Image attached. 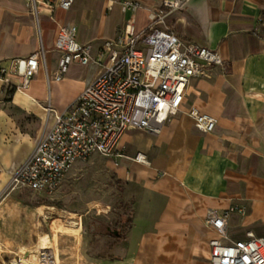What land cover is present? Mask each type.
Here are the masks:
<instances>
[{
    "label": "crops",
    "instance_id": "0c3cea01",
    "mask_svg": "<svg viewBox=\"0 0 264 264\" xmlns=\"http://www.w3.org/2000/svg\"><path fill=\"white\" fill-rule=\"evenodd\" d=\"M126 1L133 5L124 9ZM165 1L76 0L65 11L43 2L35 9L32 0H0V64L44 48L50 76L48 80L40 71L27 89L9 91L0 83V193L53 123L48 105H69L101 71L97 64L91 69L74 63L61 81L53 79L62 55L54 48L59 28L76 26L77 39L93 42L97 56L104 40L116 39L127 25L136 32L148 28L163 10L158 27L217 50L225 65L192 79L181 111L160 133L126 132L123 138L129 142L119 143L109 156L118 177L139 191L134 198L135 223L154 225L139 233L134 223L125 251L117 258L149 264L191 254L198 264H210L208 242L215 232L206 223V228L164 227L181 200L183 205L197 204L201 214L209 209L228 211L232 239L245 237L247 231L264 235V0H184L179 9ZM192 107L216 116L223 127L216 132L199 130L189 115ZM237 120L244 122L241 128L224 127ZM135 139L141 149L124 153ZM138 152L150 163L133 159Z\"/></svg>",
    "mask_w": 264,
    "mask_h": 264
},
{
    "label": "built area",
    "instance_id": "2783aa9c",
    "mask_svg": "<svg viewBox=\"0 0 264 264\" xmlns=\"http://www.w3.org/2000/svg\"><path fill=\"white\" fill-rule=\"evenodd\" d=\"M39 2L69 11L76 0H32L35 9ZM165 3L172 9L184 6V0ZM132 5L126 1L123 8ZM163 18L161 10L149 28L138 32L127 25L122 35L101 43L97 56L93 42L77 39L76 26L59 28L54 48L62 55L53 79L61 81L74 63L97 64L101 71L69 105H48L49 114L54 113L53 123L11 178V190L24 188L54 194L77 162L94 154L114 155L128 130L160 133L170 117L181 111L192 79L206 75L211 67L225 65L217 50L183 39L168 27H158ZM42 70L49 80L44 48L0 64V83L9 91L27 89ZM189 115L204 132H213L218 124L216 116L197 107H192ZM133 159L149 162L144 152H138ZM205 223L215 232L208 242L210 264H264V235L247 231L245 237L232 239L226 210L209 209ZM40 256L41 264L53 260L49 250H41Z\"/></svg>",
    "mask_w": 264,
    "mask_h": 264
},
{
    "label": "rangeland",
    "instance_id": "374dc122",
    "mask_svg": "<svg viewBox=\"0 0 264 264\" xmlns=\"http://www.w3.org/2000/svg\"><path fill=\"white\" fill-rule=\"evenodd\" d=\"M84 67L93 69L95 66L90 64ZM198 107L210 112L200 105ZM222 123L218 121L214 132L223 127ZM242 123L240 120L229 121L224 127L241 128ZM127 132L147 133L141 129ZM124 138L120 145L129 142L128 138ZM140 144L135 139L123 148V152L132 155L141 149ZM109 159V156L94 154L87 160L77 162L60 189L51 195L24 188L11 190L8 184L0 193V264H12L20 250L40 252V237L45 245L52 247L49 251L54 253L53 240L56 241L61 264L123 263L117 257L124 253L128 234L134 226V198L139 191L129 181L118 177ZM178 196L181 194L178 193ZM183 204L184 201L180 200V205L164 228H206V210L201 214L196 211L197 204ZM128 217L133 220L131 228L126 227ZM136 227L142 233L154 228V225L144 222L141 226L136 221ZM61 230L76 235H62L58 232ZM154 242L159 244L162 240ZM183 246L189 248L188 244L184 243ZM192 257L190 254L177 261L157 259L149 264H198Z\"/></svg>",
    "mask_w": 264,
    "mask_h": 264
},
{
    "label": "bare ground",
    "instance_id": "6f19581e",
    "mask_svg": "<svg viewBox=\"0 0 264 264\" xmlns=\"http://www.w3.org/2000/svg\"><path fill=\"white\" fill-rule=\"evenodd\" d=\"M126 133H124L125 135ZM124 135L122 136L121 140L123 139ZM121 140H120V143H121ZM149 164V162H148ZM60 234L62 235H76L75 233H72L70 231H67V230H61V231H58ZM60 237V235H59ZM77 238V236H76ZM40 249L41 250H49L50 248V245H45L44 242L41 240V237H40ZM53 246H54V249H55V253H56V258H55V253L54 251L53 252H50L52 253L53 255V260H50L48 261V264H61V258H60V255H59V247L57 246L56 244V241L53 240ZM30 247V246H29ZM17 257H14L13 260H12V263H18L21 261L22 264H41V256H40V252H29L27 250H20L16 253ZM19 256V258H18Z\"/></svg>",
    "mask_w": 264,
    "mask_h": 264
},
{
    "label": "trees",
    "instance_id": "16d2710c",
    "mask_svg": "<svg viewBox=\"0 0 264 264\" xmlns=\"http://www.w3.org/2000/svg\"><path fill=\"white\" fill-rule=\"evenodd\" d=\"M127 224H126V227L127 228H131V225H132V223H133V220H132V218L131 217H128V219H127V222H126Z\"/></svg>",
    "mask_w": 264,
    "mask_h": 264
}]
</instances>
